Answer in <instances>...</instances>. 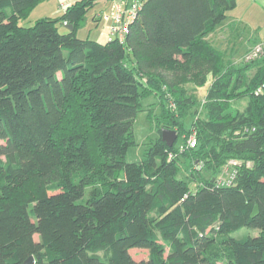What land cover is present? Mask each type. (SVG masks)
I'll list each match as a JSON object with an SVG mask.
<instances>
[{
  "label": "trees",
  "instance_id": "obj_1",
  "mask_svg": "<svg viewBox=\"0 0 264 264\" xmlns=\"http://www.w3.org/2000/svg\"><path fill=\"white\" fill-rule=\"evenodd\" d=\"M39 2L0 0V264H264V50L206 39L236 0H139L104 43L76 33L95 0L20 25ZM149 96L158 136L128 161Z\"/></svg>",
  "mask_w": 264,
  "mask_h": 264
},
{
  "label": "rangeland",
  "instance_id": "obj_2",
  "mask_svg": "<svg viewBox=\"0 0 264 264\" xmlns=\"http://www.w3.org/2000/svg\"><path fill=\"white\" fill-rule=\"evenodd\" d=\"M77 0H40V2L26 15L25 18L19 20V24L22 26H31L36 20L43 17H57L64 9L70 4ZM96 4L91 7L85 15L83 23L77 29V36L80 38H91L99 42H106L108 37V23L105 20L94 21L93 16L96 13L103 12L102 10L108 11L109 7H106L110 3V0H95ZM69 2V3H68ZM264 18V0L254 2L252 0H236V6L228 11V18L217 27L213 34L212 32L206 36V39L213 43L217 49L222 51L226 57H230L233 61H240L244 54V51L248 48H253L256 42H259L264 29L262 19ZM59 30L63 31V26H59ZM254 69L248 71V75H252ZM194 75L187 79H207L209 82L212 79L210 73L207 74L204 70L193 71ZM203 85L193 83L194 94L199 98L204 96L207 83ZM156 99L153 96H149L143 99V108L145 110L137 113L133 124V132L136 141V145L130 147L126 153V160L136 161L139 160L144 151V144L148 139L155 138L158 136V132L155 130V126L147 116V110ZM237 106H244L245 101L242 100L236 103ZM157 112L158 105L155 106ZM154 107V108H155ZM185 126H189V120H186ZM178 140L177 142H179ZM228 170V171H227ZM230 168L225 167L220 177L224 182H228L231 179ZM258 229L256 228H241L235 232V236L243 235H256ZM37 239V235L34 237ZM133 258L137 260H146L147 250L133 248L130 250Z\"/></svg>",
  "mask_w": 264,
  "mask_h": 264
},
{
  "label": "built area",
  "instance_id": "obj_3",
  "mask_svg": "<svg viewBox=\"0 0 264 264\" xmlns=\"http://www.w3.org/2000/svg\"><path fill=\"white\" fill-rule=\"evenodd\" d=\"M140 8L139 0H115L113 2V11L111 13L100 14L99 16L109 21V37L125 38L129 32L130 23L135 19ZM264 50V29L262 38L257 42L250 53L245 56L246 60L257 56ZM189 146L193 147L196 144L195 133H192L187 138ZM232 176V175H231ZM229 182V181H228ZM222 178L219 179L220 184H227Z\"/></svg>",
  "mask_w": 264,
  "mask_h": 264
},
{
  "label": "water",
  "instance_id": "obj_4",
  "mask_svg": "<svg viewBox=\"0 0 264 264\" xmlns=\"http://www.w3.org/2000/svg\"><path fill=\"white\" fill-rule=\"evenodd\" d=\"M66 28L71 30L72 26L71 25H66ZM177 138V132L176 130H172V129H162L161 130V139L166 142V144L168 146H171L173 144V142L175 141V139ZM34 259L32 256H30L28 259H26V261L24 262V264H33Z\"/></svg>",
  "mask_w": 264,
  "mask_h": 264
},
{
  "label": "crops",
  "instance_id": "obj_5",
  "mask_svg": "<svg viewBox=\"0 0 264 264\" xmlns=\"http://www.w3.org/2000/svg\"><path fill=\"white\" fill-rule=\"evenodd\" d=\"M115 0H110V3L108 4V5H106L105 6V8L106 7H109V10L108 11H105V10H102L103 12H99V13H96L95 14V17L97 18V21H98V18H100V14H106V13H111L112 11H113V2H114ZM252 1H254V2H257V1H259V0H252ZM69 3V2H68ZM95 21V20H94ZM107 22L109 23V21L107 20ZM262 24H263V26H264V18L262 19ZM212 34H213V32H212ZM262 34H263V32H262ZM261 38H262V35H261ZM261 40V39H260ZM257 43V42H256ZM212 45H214L213 43H211ZM215 46V45H214ZM216 47V46H215ZM217 48V47H216ZM249 49V48H248Z\"/></svg>",
  "mask_w": 264,
  "mask_h": 264
}]
</instances>
